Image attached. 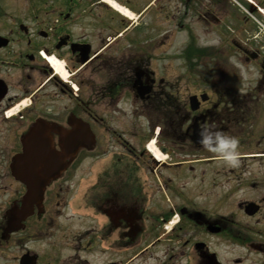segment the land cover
<instances>
[{
    "label": "flooded vegetation",
    "instance_id": "flooded-vegetation-1",
    "mask_svg": "<svg viewBox=\"0 0 264 264\" xmlns=\"http://www.w3.org/2000/svg\"><path fill=\"white\" fill-rule=\"evenodd\" d=\"M116 1L140 15L149 6L150 14L133 24L105 0H0V264H18L26 253L35 264H130L147 253H159L158 264H210L211 253L226 264L228 252H235V264H264V0ZM171 9L180 22L172 21ZM164 31L170 38L182 31L194 44L197 33L205 35L189 55L190 62L203 60L190 75L193 108L145 66L150 57L142 49L175 46L161 37ZM139 93L147 107L158 100L163 110L155 142L162 155L147 151L153 130L142 129L143 139L132 143L108 121L113 144L125 151L103 155L131 165L127 190L109 192L107 180L95 179L92 216L72 213L68 201L87 150L79 145L67 154L61 147L72 118L102 125L95 116L99 96L109 107ZM36 121L64 167L44 181L38 206L9 220L27 190L20 176L43 174L21 156ZM209 124L236 137L238 164L199 144L197 134ZM135 180L144 185L138 194L131 191Z\"/></svg>",
    "mask_w": 264,
    "mask_h": 264
},
{
    "label": "rangeland",
    "instance_id": "rangeland-1",
    "mask_svg": "<svg viewBox=\"0 0 264 264\" xmlns=\"http://www.w3.org/2000/svg\"><path fill=\"white\" fill-rule=\"evenodd\" d=\"M164 2V0H160L159 4ZM165 6H170V2H165ZM151 11H155L154 5L151 6ZM148 12V11H147ZM146 13V19L147 15L150 14V12ZM170 12V9H169ZM175 13L171 9V15L169 16L172 18V21L174 22H180V19H177L176 16H174ZM138 18L136 21H139ZM165 16L164 20L162 18L161 24H163V30H166V21ZM130 21V20H129ZM197 33V32H196ZM198 38H196V46H202V40H205V35L202 33H197ZM168 35V36H167ZM171 34L170 31L167 33L164 31L162 34V38L166 41L170 40L173 41V45H176L175 47H166L161 49H149L144 48L142 49L143 56L146 57V54L148 55L149 62L146 67L150 68L151 70L155 71V75L157 77L161 76L165 79L163 80L164 86H162L163 89L166 91H169L170 85L169 83H172L173 85V92L178 91L179 94L184 100H187L188 95L190 93L195 92L193 88L189 87V83L191 82L190 75L193 71H195L198 68H201L202 66H195L197 64L203 63L202 59H192V62L188 59V56L186 58L181 57H171L168 54L169 52H176V53H184L186 50V45L188 42H185V36L182 34V32L179 33H173L172 38H170ZM194 45V43L192 42ZM175 50V51H174ZM133 51V50H131ZM154 53H157L156 55H153ZM153 55V57L151 56ZM158 59H155L156 56H161ZM166 55V56H165ZM172 58V59H171ZM114 77L117 75L116 70H112ZM111 74V73H110ZM118 78V77H117ZM99 80V81H98ZM96 82H103L101 79H96ZM124 95V94H123ZM181 97H179L181 99ZM107 98L100 97L99 96V107L95 111V116L97 118L102 117L103 121H106L105 123H102L100 126L98 123L94 124L91 123V128L95 134L96 137V145L93 149L90 151H83L84 154V160L82 163V177H78L77 184L74 190L71 192V197L69 199V210L72 213H82L89 217L92 216L94 203L97 199L98 192L92 191V186L94 184L95 179L98 180L99 184L102 183V181H108L109 189L114 192H120L121 194L124 193L127 190L128 185V172L133 170L131 165L126 167V162L123 158H118L113 156L115 159L110 160L112 156H105L103 154H109L113 153L114 155H119L120 153L124 152V149L122 146H116L112 142V138L115 137L112 130L106 129L105 124L109 121L114 123L118 128L115 129L117 133L125 134V138L129 139L132 143L138 141V139H143L140 136V131L144 129V131L148 132L152 128L150 125H153L155 122L159 121L161 119V112L163 110H159L156 106L152 105V107H147L146 104L143 102H140L138 98L137 100H133V97H129V95H125L124 99L123 96L121 98V101H115V104L111 105L109 107L102 106L101 103L103 102V105ZM111 102V101H110ZM109 102V103H110ZM144 104V105H142ZM135 107H138L141 112L137 109L135 110ZM86 118V117H84ZM169 129L166 127V124L162 126V131H166ZM154 130V129H153ZM150 133V132H149ZM97 155V156H94ZM101 166L110 167L111 171L108 173H102ZM142 169H145V166H141ZM127 169V171H126ZM149 169V167L146 168V171ZM137 175V173H136ZM144 189L143 184H138V182L135 180V183L131 184V191H136L138 194V191H141ZM139 199V197H137ZM67 210L66 218L67 222H71L74 226L75 220L69 219V215L71 214ZM61 220H64V217H60ZM83 224V228L87 227L89 225L88 223L84 224V222H80ZM37 244V243H36ZM9 255L11 256L13 250L12 246H10ZM68 252V251H67ZM68 254V253H67ZM148 255V253L146 254ZM146 255L142 254L140 257H138L135 261H130V264H158L157 259L159 253H152L151 256L145 257ZM235 252H228L227 253V262L226 264H235L231 258H234ZM226 258V257H225ZM225 264V259H224Z\"/></svg>",
    "mask_w": 264,
    "mask_h": 264
},
{
    "label": "water",
    "instance_id": "water-1",
    "mask_svg": "<svg viewBox=\"0 0 264 264\" xmlns=\"http://www.w3.org/2000/svg\"><path fill=\"white\" fill-rule=\"evenodd\" d=\"M43 129V124L36 123L29 135L24 139L23 155L26 159L29 157L35 163H41L42 167H44L42 169L44 174L21 176L27 182V191L22 200L24 204V206L22 205V211H27L30 203L40 199L44 181L52 178L59 169L57 167L59 154L53 150L47 136L42 133ZM65 138L68 139V143H64L63 145L68 153L72 151L73 147H77V144L70 143L69 140L72 142L79 140L81 144L87 145L92 143V133L88 125L78 119L72 121V128L65 134ZM12 211L9 212L10 217H13ZM32 260V257L22 258L20 264H32Z\"/></svg>",
    "mask_w": 264,
    "mask_h": 264
},
{
    "label": "clouds",
    "instance_id": "clouds-1",
    "mask_svg": "<svg viewBox=\"0 0 264 264\" xmlns=\"http://www.w3.org/2000/svg\"><path fill=\"white\" fill-rule=\"evenodd\" d=\"M209 128L213 131H209ZM198 142L208 151L217 154L219 159L227 165L238 164V140L234 136L225 135L216 129L215 125L209 124L199 130L197 134Z\"/></svg>",
    "mask_w": 264,
    "mask_h": 264
},
{
    "label": "bare ground",
    "instance_id": "bare-ground-1",
    "mask_svg": "<svg viewBox=\"0 0 264 264\" xmlns=\"http://www.w3.org/2000/svg\"><path fill=\"white\" fill-rule=\"evenodd\" d=\"M105 2H107V4H110V6H112L113 8L119 10L121 13L126 14L127 16H130L131 13L128 9L124 8L123 6H120L119 4H117L115 1L113 0H105ZM55 67L63 74L65 75L66 72L64 71L63 67L59 64V63H54ZM149 148L150 150H152L155 154L160 155L159 150L154 146V144L152 142L149 143Z\"/></svg>",
    "mask_w": 264,
    "mask_h": 264
}]
</instances>
